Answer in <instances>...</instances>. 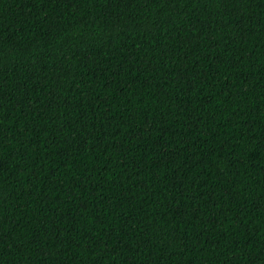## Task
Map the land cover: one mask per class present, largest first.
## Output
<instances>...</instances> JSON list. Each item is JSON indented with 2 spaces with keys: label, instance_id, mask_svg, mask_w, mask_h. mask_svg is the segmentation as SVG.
Here are the masks:
<instances>
[{
  "label": "trees",
  "instance_id": "16d2710c",
  "mask_svg": "<svg viewBox=\"0 0 264 264\" xmlns=\"http://www.w3.org/2000/svg\"><path fill=\"white\" fill-rule=\"evenodd\" d=\"M0 264H264V0H0Z\"/></svg>",
  "mask_w": 264,
  "mask_h": 264
}]
</instances>
